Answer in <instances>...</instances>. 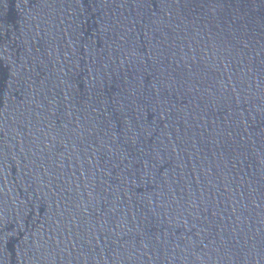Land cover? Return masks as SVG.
Returning <instances> with one entry per match:
<instances>
[{"label": "water", "instance_id": "1", "mask_svg": "<svg viewBox=\"0 0 264 264\" xmlns=\"http://www.w3.org/2000/svg\"><path fill=\"white\" fill-rule=\"evenodd\" d=\"M0 264H264V0H0Z\"/></svg>", "mask_w": 264, "mask_h": 264}]
</instances>
